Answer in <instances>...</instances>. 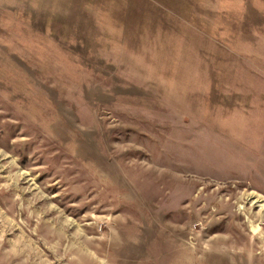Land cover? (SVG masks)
<instances>
[{"label":"rangeland","instance_id":"374dc122","mask_svg":"<svg viewBox=\"0 0 264 264\" xmlns=\"http://www.w3.org/2000/svg\"><path fill=\"white\" fill-rule=\"evenodd\" d=\"M0 264H264V0H0Z\"/></svg>","mask_w":264,"mask_h":264}]
</instances>
